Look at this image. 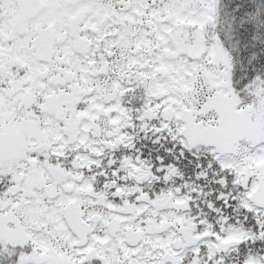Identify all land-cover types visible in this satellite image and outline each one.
I'll return each instance as SVG.
<instances>
[{
    "label": "snow or ice",
    "instance_id": "snow-or-ice-1",
    "mask_svg": "<svg viewBox=\"0 0 264 264\" xmlns=\"http://www.w3.org/2000/svg\"><path fill=\"white\" fill-rule=\"evenodd\" d=\"M0 264H264V0H0Z\"/></svg>",
    "mask_w": 264,
    "mask_h": 264
}]
</instances>
